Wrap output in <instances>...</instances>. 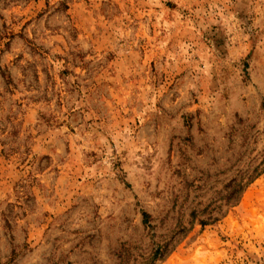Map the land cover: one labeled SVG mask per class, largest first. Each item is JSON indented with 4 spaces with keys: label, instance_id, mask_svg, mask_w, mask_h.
<instances>
[{
    "label": "rangeland",
    "instance_id": "374dc122",
    "mask_svg": "<svg viewBox=\"0 0 264 264\" xmlns=\"http://www.w3.org/2000/svg\"><path fill=\"white\" fill-rule=\"evenodd\" d=\"M0 264H264V0H0Z\"/></svg>",
    "mask_w": 264,
    "mask_h": 264
},
{
    "label": "trees",
    "instance_id": "16d2710c",
    "mask_svg": "<svg viewBox=\"0 0 264 264\" xmlns=\"http://www.w3.org/2000/svg\"><path fill=\"white\" fill-rule=\"evenodd\" d=\"M205 225V224H204Z\"/></svg>",
    "mask_w": 264,
    "mask_h": 264
}]
</instances>
